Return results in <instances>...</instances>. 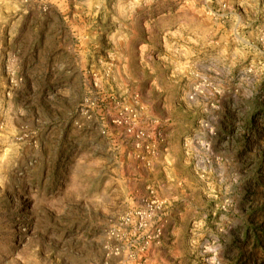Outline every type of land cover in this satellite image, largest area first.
Listing matches in <instances>:
<instances>
[{
	"label": "rangeland",
	"instance_id": "obj_1",
	"mask_svg": "<svg viewBox=\"0 0 264 264\" xmlns=\"http://www.w3.org/2000/svg\"><path fill=\"white\" fill-rule=\"evenodd\" d=\"M0 1V264H264V0Z\"/></svg>",
	"mask_w": 264,
	"mask_h": 264
},
{
	"label": "crops",
	"instance_id": "obj_2",
	"mask_svg": "<svg viewBox=\"0 0 264 264\" xmlns=\"http://www.w3.org/2000/svg\"><path fill=\"white\" fill-rule=\"evenodd\" d=\"M8 9L3 8L0 12V45L9 55L13 54L18 60L27 61L29 65L35 66L39 63V55H51V49L41 44L42 31H34L37 17L30 16L31 13L21 9L22 5L13 4L8 1H0ZM6 9V10H4ZM27 26V27H26ZM42 49H44L42 51ZM37 58V59H36Z\"/></svg>",
	"mask_w": 264,
	"mask_h": 264
}]
</instances>
